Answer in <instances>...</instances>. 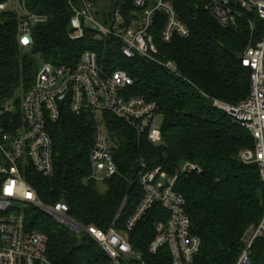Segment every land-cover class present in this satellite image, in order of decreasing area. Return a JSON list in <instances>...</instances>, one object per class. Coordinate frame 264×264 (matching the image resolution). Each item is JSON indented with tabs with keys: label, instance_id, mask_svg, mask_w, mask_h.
Returning <instances> with one entry per match:
<instances>
[{
	"label": "trees",
	"instance_id": "16d2710c",
	"mask_svg": "<svg viewBox=\"0 0 264 264\" xmlns=\"http://www.w3.org/2000/svg\"><path fill=\"white\" fill-rule=\"evenodd\" d=\"M93 1L97 9L103 6V14L98 9L97 16L102 15L105 23L119 6L125 17L135 10L133 0ZM171 2L190 36L162 42L163 14L157 15L152 31L158 58L173 60L179 74L146 57L127 58L122 41L115 36L100 39L95 30L86 29L84 38L70 39L72 11L67 0H26L28 10L47 17L33 26L30 47L19 44L17 16L0 13V106L18 90L27 92L32 87L40 69L37 54L44 62L73 68L84 52L94 51L104 71H127L134 79L130 95L160 105L162 144L155 146L139 138L125 122L106 114L108 132L118 144L114 153L118 173L100 184L91 178L93 114L75 115L66 108L49 125L55 173L49 178L29 173V183L45 203L66 202L71 216L86 226L124 230L143 196L136 176L142 159L151 168L162 166L170 174L184 162L196 163L201 172L183 173L176 184L186 198L192 231L202 240L194 264H238L247 235L264 217V182L255 164L240 160V153L254 146L252 136L213 103L237 105L249 97L250 70L243 66L241 55L250 30L245 23L237 30L220 25L200 0ZM165 218L167 212L157 204L129 232L131 244L142 255L134 264H172L167 247L150 251L155 223ZM25 220L28 229L48 236V254L55 264H112L92 237L71 232L37 208L28 207ZM248 258L251 264H264V237L254 241Z\"/></svg>",
	"mask_w": 264,
	"mask_h": 264
},
{
	"label": "built area",
	"instance_id": "2783aa9c",
	"mask_svg": "<svg viewBox=\"0 0 264 264\" xmlns=\"http://www.w3.org/2000/svg\"><path fill=\"white\" fill-rule=\"evenodd\" d=\"M67 1L72 11L70 39L84 38L86 29L95 30L100 39L115 36L122 41V52L127 58L146 57L179 74L173 60L158 58L156 34L152 31L157 15L163 14V27L159 31L162 42L171 43L175 36H190L188 25L181 20L171 0H133L134 11L125 17L119 6L107 23L98 18L93 0ZM200 2L220 25L236 30L244 23L249 27L250 40L241 55L243 66L250 70L249 97L237 105L220 100H214L213 104L252 136L254 146L243 150L240 160L255 164L264 182V0ZM2 12L17 16L18 40L22 47L33 44V26L47 20L45 15L28 10L26 0L0 2ZM133 84L134 79L127 71L118 69L108 73L98 63L97 54L86 51L73 68L45 61L32 87L22 93L19 107L11 104L10 99L0 106V264H55L48 254V236L27 228L25 212L30 206L71 232L92 237L112 264H134L142 255L131 244L129 232L157 204L167 212V218L155 223L156 236L150 251L156 253L165 246L172 264L195 263L202 240L192 231L186 198L177 191L176 184L183 173L201 172L196 163L184 162L170 174L162 166L151 168L149 162L142 159L136 176L143 196L124 230L115 226L103 230L76 221L66 202L45 203L28 181L27 175L32 172L47 178L54 175L55 152L49 125L57 122L66 108L75 115L85 111L93 114L91 178L100 184L118 173L114 159L118 144L108 132L106 114L125 122L139 138L144 137L155 146L162 144L160 105L143 96L130 95L128 88ZM98 112L102 113V120ZM261 237H264V217L247 235L248 243L238 264H248L249 251Z\"/></svg>",
	"mask_w": 264,
	"mask_h": 264
},
{
	"label": "rangeland",
	"instance_id": "374dc122",
	"mask_svg": "<svg viewBox=\"0 0 264 264\" xmlns=\"http://www.w3.org/2000/svg\"><path fill=\"white\" fill-rule=\"evenodd\" d=\"M99 12L101 13V14H103V6H99ZM102 15L100 16V17H98L100 20H101V22H103V23H105V19L102 17ZM17 22H19L18 21V19H17ZM35 59H36V61H37V63H38V66L41 68L42 66H43V64H44V60L41 58V56L40 55H35ZM22 93H24V92H22V90H18L17 92H16V94H15V96H13L11 99H10V103L11 104H16V102L19 100L20 101V98H21V95H22ZM98 116L101 118V120H102V113L101 112H98ZM158 119H159V122H160V124H162V120H163V118H162V116H159L158 117ZM102 190V189H101ZM103 191V190H102ZM241 259V258H240ZM240 261V260H239Z\"/></svg>",
	"mask_w": 264,
	"mask_h": 264
},
{
	"label": "water",
	"instance_id": "95a60500",
	"mask_svg": "<svg viewBox=\"0 0 264 264\" xmlns=\"http://www.w3.org/2000/svg\"><path fill=\"white\" fill-rule=\"evenodd\" d=\"M244 243L247 244L248 243V239H245ZM248 264H251L250 261L248 262Z\"/></svg>",
	"mask_w": 264,
	"mask_h": 264
}]
</instances>
